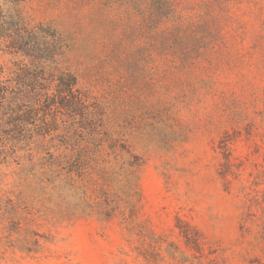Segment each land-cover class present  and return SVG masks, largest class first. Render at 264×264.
<instances>
[{
  "label": "rangeland",
  "instance_id": "1",
  "mask_svg": "<svg viewBox=\"0 0 264 264\" xmlns=\"http://www.w3.org/2000/svg\"><path fill=\"white\" fill-rule=\"evenodd\" d=\"M0 7L36 47L56 43L37 25L56 31L63 54L50 68L71 74L99 112L81 121L82 131L63 128L69 119L58 115L51 135L3 147L0 264H264V0ZM21 65L28 59L0 40L2 80ZM68 146L93 153L85 159L100 186L93 196L131 202L124 216L100 220L81 189L42 177ZM220 148L231 164L228 185ZM246 193L258 204L244 223ZM185 225L197 233L201 258L184 244Z\"/></svg>",
  "mask_w": 264,
  "mask_h": 264
},
{
  "label": "trees",
  "instance_id": "2",
  "mask_svg": "<svg viewBox=\"0 0 264 264\" xmlns=\"http://www.w3.org/2000/svg\"><path fill=\"white\" fill-rule=\"evenodd\" d=\"M42 28L41 25L35 27L38 33L47 32L48 34L45 35L48 39L56 41L55 46L54 43H48L36 47L32 33L24 32L23 25L14 23L13 19L8 18L0 7V40L6 42L17 54L28 59V65L18 66L10 80H2L0 68V153L4 146H25L33 144L40 137L51 135L52 131L58 129V115L69 119L64 121L63 128L82 131L85 128L81 126V121L91 123L99 114L90 105L88 95L77 88L76 79L71 74L50 68V65L63 54L62 43L54 29L47 27L45 31ZM68 147L57 150L53 163L48 165L45 172H42V177L53 175L58 187H68L74 191L81 189L82 203L87 206L91 202L90 207L95 208L93 214L100 220L109 221L116 216H124L121 207L131 205V202L120 199L115 204H110L105 203L109 201V197L103 193L93 196L92 190L100 186L89 172V164H85V159L89 161L93 153L85 155L81 154L77 148ZM220 149L223 151L224 162L220 165L219 175L224 184L228 185L227 173L231 164L224 148ZM102 151L104 150L99 152ZM245 198L247 212L243 222L247 223L255 217L251 208L258 204V200L249 193L245 194ZM67 217L77 218L80 215L71 214ZM260 217L264 219L263 207H261ZM261 228L262 235L264 220ZM178 229L185 246L193 249L201 258L202 249L194 229L188 225ZM259 239L263 240L262 237ZM180 259L182 263L201 264L184 260L182 257ZM208 264L220 263L214 261Z\"/></svg>",
  "mask_w": 264,
  "mask_h": 264
}]
</instances>
